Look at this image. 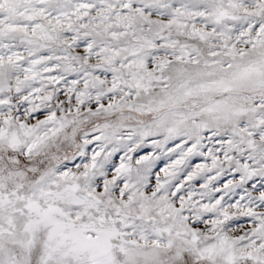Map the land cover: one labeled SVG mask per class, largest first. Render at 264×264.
<instances>
[{"label": "snow or ice", "instance_id": "6c2138e0", "mask_svg": "<svg viewBox=\"0 0 264 264\" xmlns=\"http://www.w3.org/2000/svg\"><path fill=\"white\" fill-rule=\"evenodd\" d=\"M0 264H264V0H0Z\"/></svg>", "mask_w": 264, "mask_h": 264}]
</instances>
